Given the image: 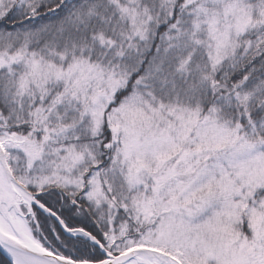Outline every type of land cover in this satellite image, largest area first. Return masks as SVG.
<instances>
[{
    "label": "snow or ice",
    "instance_id": "obj_1",
    "mask_svg": "<svg viewBox=\"0 0 264 264\" xmlns=\"http://www.w3.org/2000/svg\"><path fill=\"white\" fill-rule=\"evenodd\" d=\"M0 264H264V0H0Z\"/></svg>",
    "mask_w": 264,
    "mask_h": 264
}]
</instances>
